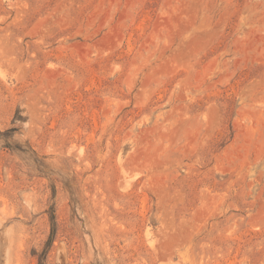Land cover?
I'll return each instance as SVG.
<instances>
[{
  "label": "rangeland",
  "instance_id": "rangeland-1",
  "mask_svg": "<svg viewBox=\"0 0 264 264\" xmlns=\"http://www.w3.org/2000/svg\"><path fill=\"white\" fill-rule=\"evenodd\" d=\"M0 264H264V0H0Z\"/></svg>",
  "mask_w": 264,
  "mask_h": 264
}]
</instances>
